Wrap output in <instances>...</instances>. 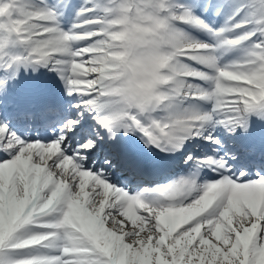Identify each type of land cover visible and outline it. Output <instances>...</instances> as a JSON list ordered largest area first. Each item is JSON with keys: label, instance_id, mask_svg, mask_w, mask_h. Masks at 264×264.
<instances>
[{"label": "snow or ice", "instance_id": "6c2138e0", "mask_svg": "<svg viewBox=\"0 0 264 264\" xmlns=\"http://www.w3.org/2000/svg\"><path fill=\"white\" fill-rule=\"evenodd\" d=\"M40 69L61 94L5 115ZM257 124L264 0H0V264H264V168L229 147ZM145 153L183 170L117 179Z\"/></svg>", "mask_w": 264, "mask_h": 264}, {"label": "bare ground", "instance_id": "6f19581e", "mask_svg": "<svg viewBox=\"0 0 264 264\" xmlns=\"http://www.w3.org/2000/svg\"><path fill=\"white\" fill-rule=\"evenodd\" d=\"M216 20L219 19V18H215ZM44 80H46L47 83H51V85H55L56 87H62L60 85V83L58 82V78H55L53 76V74L51 73H48L47 70H43V69H40L38 72H37ZM31 135H36V132L35 131H32L30 133ZM130 143L140 152H144V149L142 147H140L141 145L139 144H136L134 141H130ZM238 152V151H237ZM145 156L146 158L150 159L151 157H154L151 153H145ZM245 162H248L247 160H245L243 163L244 164H247ZM248 168L250 169V171L254 174L256 171H259L261 168H264V166H259L257 167L256 169H254L251 164L247 165ZM157 167V166H156ZM183 164H180V163H177V165L175 167H173L172 169L170 170H166L163 174L162 177H160L157 181H161L164 179V177L166 175H169V174H178L179 172H181L183 170ZM160 168V165L158 166V169ZM117 179H119L120 181H127V180H123V179H120L117 177ZM139 179H143L144 183L145 184H148V185H151V184H154L152 181H150L149 179L147 178H139ZM129 183H131L132 185H135L136 181H130L128 180Z\"/></svg>", "mask_w": 264, "mask_h": 264}, {"label": "rangeland", "instance_id": "374dc122", "mask_svg": "<svg viewBox=\"0 0 264 264\" xmlns=\"http://www.w3.org/2000/svg\"><path fill=\"white\" fill-rule=\"evenodd\" d=\"M73 2H74V3H78L79 0H73ZM43 70L45 71V69H43ZM181 161H182V159L179 160L180 164H182Z\"/></svg>", "mask_w": 264, "mask_h": 264}]
</instances>
